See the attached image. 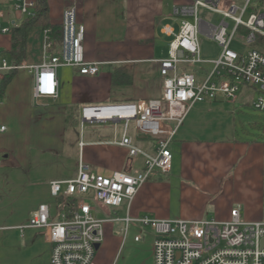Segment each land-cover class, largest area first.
<instances>
[{"label": "crops", "instance_id": "crops-1", "mask_svg": "<svg viewBox=\"0 0 264 264\" xmlns=\"http://www.w3.org/2000/svg\"><path fill=\"white\" fill-rule=\"evenodd\" d=\"M177 1L47 0L51 25H61L63 10L76 9L77 22L86 31L84 59L98 64L96 76H81L74 68L58 67L54 99L35 101L33 97V68L43 62V29L29 31L18 64H13L9 55L11 32L0 34V65L5 60L10 66H26L11 70L13 77L0 94V128H5L0 131V264H50L51 247L43 231L19 227L27 225L41 204L48 206L51 220L57 219L63 198L51 195L50 183L74 179L79 159L92 173L105 177L142 171L143 158L131 160L124 148L108 143L119 140L121 124L85 123L81 129L80 110L92 104L136 103L161 97L156 61L167 57L171 40L163 28L178 31V22L172 18ZM2 14V25L10 29L24 18L14 12L11 0L4 1ZM243 89L240 93L245 97L248 93ZM228 105L221 98L194 104L169 146L170 171L149 178L130 202L118 208L95 203L93 216L101 213L103 217H94L105 223L123 222L127 237L137 223L134 220L141 218L223 222L238 208L243 220L263 221L259 205L264 193V144L223 137L221 115ZM74 119L79 120L78 125L72 124ZM130 126L135 145L151 154L153 139ZM172 170L179 175L171 177ZM126 218L133 221L126 223ZM113 233L97 250L109 257L110 264H115L125 240V236L121 240Z\"/></svg>", "mask_w": 264, "mask_h": 264}, {"label": "built area", "instance_id": "built-area-1", "mask_svg": "<svg viewBox=\"0 0 264 264\" xmlns=\"http://www.w3.org/2000/svg\"><path fill=\"white\" fill-rule=\"evenodd\" d=\"M4 1L0 0V34H9L11 29L2 25ZM11 1L14 12L23 17L33 16L36 0ZM199 9L216 14L221 21L218 24L205 21L198 16ZM172 18L178 22V31L163 28L171 40L167 57L156 61L162 81L161 97L136 103L92 104L80 110L81 129L85 123L121 124L119 140L108 143L124 148L131 160L143 158L142 171L135 175L115 172L105 177L92 173L79 159L74 179L50 183L51 195L63 198L57 219L51 220L48 206L41 204L27 225L19 227L43 231L51 247L50 264H95V245L103 242L105 220L96 219L88 200L80 197L90 194L96 204L118 208L130 202L149 178L168 173L172 160L169 146L194 104L218 98L234 103L241 90L248 87L257 92L253 107L264 112V54L254 47L258 38L264 39V0H190L175 5ZM61 29V44L54 54L50 52L53 46L50 29L43 30V62L33 68L35 101L56 98L58 67L74 68L81 76L98 74V64L84 59L86 31L77 22L74 7L63 10ZM200 35L220 48L216 59L200 57ZM232 46H238L239 50L234 51ZM204 65L209 67H201L197 73L190 70ZM24 67L23 63L10 66L3 60L0 81L3 73ZM131 124L139 135L153 139L151 154L135 145L129 134ZM4 129L1 127L0 131ZM82 144L79 143L80 148ZM70 198L76 199L74 204L67 202ZM134 221L149 227L155 235L153 264H264V246H261L264 221H245L238 208L232 209L229 219L223 222L148 218Z\"/></svg>", "mask_w": 264, "mask_h": 264}, {"label": "rangeland", "instance_id": "rangeland-1", "mask_svg": "<svg viewBox=\"0 0 264 264\" xmlns=\"http://www.w3.org/2000/svg\"><path fill=\"white\" fill-rule=\"evenodd\" d=\"M190 0H179L175 5L187 4ZM198 16L205 21L218 24L221 21V18L216 14L205 11L203 9L198 10ZM200 57L203 60H214L218 57L220 53V48L216 43L207 39L206 37L200 35L198 37ZM231 49L238 51V46H232ZM43 53V52H42ZM207 69L209 66H195L191 71L197 73L199 68ZM118 91H123L122 89H117ZM244 90V89H243ZM245 91L248 93L244 97L243 92L239 93L238 100L235 103H230L228 109L223 111L222 120L223 123V137H232L235 139H243L247 142H250V139L254 141H260L264 144V112H260L253 107V101L257 96V92L251 88H245ZM197 103L196 105H198ZM173 127L172 124H170ZM131 126L129 131L131 132ZM171 177L174 175H179L174 173L172 170L169 174ZM264 189V188H263ZM80 199L88 200L91 206H94L96 202L92 199L91 195L81 196ZM260 213L263 215L262 220L264 221V193L263 199L260 203ZM252 210L254 207L251 206ZM247 208H250L247 207ZM95 217H103L101 213H94ZM113 219L117 215L110 214ZM138 223V224H137ZM135 223L134 227H131L129 236L124 235V223L123 222H113V223H103V241L107 239V236L114 231L113 235L117 236L122 240L125 236V240L120 245L117 257L115 259V264H153V239L155 237L153 231L139 222ZM109 226H112V231L109 230ZM127 234V233H126ZM134 236L140 238V242H134ZM155 240V239H154ZM108 241V240H107ZM153 241V242H152ZM102 244V243H101ZM102 248V247H101ZM109 257L101 255L100 251L95 253L94 262L95 264H110L108 262Z\"/></svg>", "mask_w": 264, "mask_h": 264}, {"label": "trees", "instance_id": "trees-1", "mask_svg": "<svg viewBox=\"0 0 264 264\" xmlns=\"http://www.w3.org/2000/svg\"><path fill=\"white\" fill-rule=\"evenodd\" d=\"M37 6L33 16L24 17L18 26L11 29V49L9 51L10 59L13 64H18L23 56L25 49V42L29 31L33 28L50 29V38L53 46L50 52L56 53L58 47H60L62 39L61 25H51L48 21V7L47 0H36ZM254 47L264 54V39L258 38ZM14 72H8L3 76L0 83V94L2 95L4 89L9 84L13 77ZM72 124L78 125L79 120L74 119ZM75 198L67 199L68 203H75ZM62 208V201H61Z\"/></svg>", "mask_w": 264, "mask_h": 264}, {"label": "water", "instance_id": "water-1", "mask_svg": "<svg viewBox=\"0 0 264 264\" xmlns=\"http://www.w3.org/2000/svg\"><path fill=\"white\" fill-rule=\"evenodd\" d=\"M261 246L263 247L264 246V240L261 241ZM99 249V245H95V250H98Z\"/></svg>", "mask_w": 264, "mask_h": 264}]
</instances>
